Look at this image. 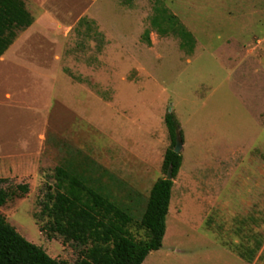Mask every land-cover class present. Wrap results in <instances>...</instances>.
Here are the masks:
<instances>
[{
	"label": "rangeland",
	"instance_id": "rangeland-1",
	"mask_svg": "<svg viewBox=\"0 0 264 264\" xmlns=\"http://www.w3.org/2000/svg\"><path fill=\"white\" fill-rule=\"evenodd\" d=\"M101 1L89 0L90 14ZM162 6L176 17L153 26L170 33L149 49L107 45L95 23L72 30L40 23L19 31L0 58V178L7 179L0 186L28 185L0 213L60 261L76 262L86 246L50 230L42 213L57 189L56 168L101 186L132 215V235L146 239L140 221L153 184L166 176L165 115L174 112L183 163L163 244L143 264H238L229 253L242 246L234 209L239 199L264 196L251 188L264 184V0H199L182 15ZM116 14L115 22L126 20ZM236 58H244L239 68ZM247 208L253 215L264 205Z\"/></svg>",
	"mask_w": 264,
	"mask_h": 264
},
{
	"label": "trees",
	"instance_id": "trees-1",
	"mask_svg": "<svg viewBox=\"0 0 264 264\" xmlns=\"http://www.w3.org/2000/svg\"><path fill=\"white\" fill-rule=\"evenodd\" d=\"M156 2L160 3V0ZM158 7L153 25L176 17L167 15L166 8ZM33 23L34 17L23 0H0V58L14 44L19 31ZM175 31L182 35L179 30ZM165 123L171 138L163 163L166 176L153 184L140 221V226L146 230V239L138 240L132 235L129 225L133 218L127 208L114 201L101 186L92 185L78 171L61 165L55 171L57 189L46 194L42 213L49 219L50 230L62 235L66 241L86 246L84 256L74 263L53 258L43 247L24 237L0 213V264H143L147 256L163 244L174 179L183 163L182 152L174 150L177 130L182 135L174 112L165 115ZM170 168L172 178L168 179ZM5 181L6 178H0V184ZM18 190L26 193L28 185L0 186V206L18 196Z\"/></svg>",
	"mask_w": 264,
	"mask_h": 264
},
{
	"label": "crops",
	"instance_id": "crops-1",
	"mask_svg": "<svg viewBox=\"0 0 264 264\" xmlns=\"http://www.w3.org/2000/svg\"><path fill=\"white\" fill-rule=\"evenodd\" d=\"M23 1L34 17V23L27 28L29 31L39 26L40 23H47L46 26L49 28L72 30L76 28L79 23L85 21L87 24L95 23L97 25L107 45L115 44L118 41H126L132 42L134 45H146V49H149V45L152 46V44L166 40L170 33L169 31L163 33L153 27L154 25L152 24L153 17L156 15V10H159L158 6H160L161 2H163L165 6L168 4L175 8L174 11L179 15H182L185 8L188 6L199 2V0H160V3H157L156 0H152L153 4L150 5V10H153L150 25L154 28L152 30V27H149L150 0H126L129 6L123 5V0H102L99 8L92 10V14H90L91 8L89 0ZM79 1L82 4L81 6H79ZM162 8L166 7L162 6ZM116 11L120 14L119 18H121V15L126 14V20H124L123 23L115 22L117 20L116 17H118ZM122 11H124V14L121 13ZM181 18L184 23L193 27L188 18L184 16ZM146 31H148V34ZM174 34L178 35L177 33ZM143 39H146V41H143ZM14 45L15 44H13V46ZM243 61L244 58L240 60L236 58L235 66L238 68L241 67L240 65H243ZM238 184L239 187L250 189L249 183ZM226 185L230 184L227 183ZM251 188L261 189L264 188V184ZM252 195L254 196L239 199V205L241 207L236 210L234 209V211L241 216V223L237 225V228L242 233V237L241 240H237V243H241L242 246L239 247V249L236 247V251L229 250V253L232 260L238 264H264V209L260 210L257 208L258 212L253 213V215H250L247 211V206L249 204L258 206L264 205V196L260 195L259 191ZM226 202L227 205L230 206V204H233L232 202L235 201L226 199ZM217 203L216 201L215 204Z\"/></svg>",
	"mask_w": 264,
	"mask_h": 264
},
{
	"label": "water",
	"instance_id": "water-1",
	"mask_svg": "<svg viewBox=\"0 0 264 264\" xmlns=\"http://www.w3.org/2000/svg\"><path fill=\"white\" fill-rule=\"evenodd\" d=\"M183 138L181 135V132L179 130H177V134H176V145H175V152L177 153H181L182 149H183ZM172 178V168L169 169L168 171V179Z\"/></svg>",
	"mask_w": 264,
	"mask_h": 264
}]
</instances>
